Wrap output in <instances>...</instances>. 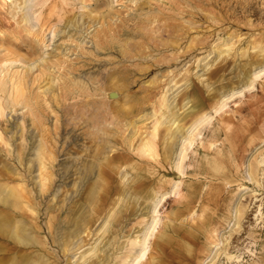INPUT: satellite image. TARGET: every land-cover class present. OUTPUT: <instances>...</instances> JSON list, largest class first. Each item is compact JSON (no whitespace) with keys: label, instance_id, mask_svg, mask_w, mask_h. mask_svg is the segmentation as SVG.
Here are the masks:
<instances>
[{"label":"rangeland","instance_id":"rangeland-1","mask_svg":"<svg viewBox=\"0 0 264 264\" xmlns=\"http://www.w3.org/2000/svg\"><path fill=\"white\" fill-rule=\"evenodd\" d=\"M159 11L170 13V21L179 25L178 49L154 45L159 43H153L160 38L158 36H166V32H156L161 29L155 30V39L144 42V52L137 55L131 50V57L120 56L115 49L96 47L100 40L113 38L119 46L128 36H136L135 31L143 26L141 21L146 15L152 18L151 25H163V19L154 17ZM25 14L32 21L25 18ZM72 16L75 25H66ZM93 19L98 21L93 24ZM97 31L101 38L96 37L95 41L91 36ZM69 33H75L79 39L68 36ZM192 38L195 42L187 46ZM7 57L36 59L39 64L31 71L28 88L31 97L35 96L33 100L47 112L46 126L54 134L55 161L50 167L51 182L46 188L50 190L40 191L36 183L39 179L37 167L31 168L29 162L39 140L40 131L37 132L39 129L33 124L37 120L34 121L27 108L20 104L15 105V110L5 108L0 117V219H6L5 224L9 226L19 223L33 242H17L12 246L8 244L10 240H0V254L3 255L0 264H10L14 256L22 257L18 258L19 264H42L44 261L76 264L78 260L83 261L82 254H92V245H98L101 251L86 260L87 264H99L107 256L109 259L102 264H123L122 261L129 264L131 258L125 262V255L129 250L135 255L145 239L149 246L145 245L148 247L142 264H264V92L260 86L264 83V74L252 78L251 73L256 63H264V0H0V59ZM14 63L11 67L8 64L10 69H23L22 63ZM111 71H115L116 76ZM118 71L125 72L124 76ZM90 76L98 79L103 87L100 86L96 95L67 96L69 99L64 100L65 79L74 78L92 88L96 84ZM248 79L252 80L251 87L224 100L227 92L239 88ZM108 80L118 86L114 88L118 92L117 101L109 103L112 109L121 105L129 109V117L116 116L122 118L117 122L120 138L119 135L113 137L117 147L110 154L127 152L130 156L124 162L115 157L116 174L105 166L103 155L93 157L96 144L91 142L84 116L73 117L72 110L66 114L61 107L81 99L110 100L108 88L104 89L105 85H110ZM46 87L51 90L45 91ZM213 93L222 101L211 108ZM55 96L60 98L59 105ZM163 97L167 98V106L162 104ZM161 110L174 112L185 129L197 125L191 132L192 143L185 141L183 144L186 156L180 168H175L176 160H163L167 118H163L164 123L159 124L155 136L158 159L144 158L137 153L141 140L152 137L155 114ZM104 114L103 123L105 116L109 118ZM255 117H258L254 125L257 133L243 135L233 149L225 137L228 132L224 131L234 129L242 120L253 121ZM221 119L227 122L226 126ZM128 120L133 121L128 131L131 141L125 145L122 139L127 133L124 131ZM23 137L27 141L25 156L19 160L17 144ZM179 147L180 143L176 152ZM205 147L209 149L205 151L210 159L217 152L221 156H217L215 162L220 166L218 174L212 171L211 161L205 170L198 169ZM90 163L94 171L84 175ZM97 183H103L102 189ZM13 190L17 191L18 198H7L5 193ZM153 190L165 193L153 212L156 215L150 210L157 201L156 196L150 195ZM152 216L157 217L149 226L148 239L143 233ZM1 229L0 225V232L10 234ZM74 230L80 232L72 239L71 250L64 252L59 239L66 235L67 239L73 237L69 233ZM131 242L136 243L134 248ZM79 244L82 246L77 249Z\"/></svg>","mask_w":264,"mask_h":264},{"label":"bare ground","instance_id":"bare-ground-1","mask_svg":"<svg viewBox=\"0 0 264 264\" xmlns=\"http://www.w3.org/2000/svg\"><path fill=\"white\" fill-rule=\"evenodd\" d=\"M5 1H11V0H5ZM152 1V0H151ZM178 1V0H177ZM104 2V1H103ZM135 2V1H134ZM156 2V1H154ZM176 2V1H175ZM14 3V2H13ZM82 3V2H81ZM91 3V2H90ZM158 3V1H157ZM181 3V2H180ZM183 3V2H182ZM196 3V2H195ZM194 3V4H195ZM23 4V3H22ZM21 4V5H22ZM103 4V3H102ZM137 4V3H136ZM163 4V2H162ZM176 4V3H175ZM19 5V6H21ZM26 5V4H25ZM111 5V4H110ZM147 5V4H146ZM168 6V4H166ZM180 5V4H179ZM102 6V5H101ZM158 7V6H157ZM180 7V6H179ZM18 8V6H17ZM25 7H23V10H24ZM162 8V6L160 7V9ZM176 8V7H175ZM27 9V8H25ZM88 9V8H87ZM147 9V8H146ZM159 9V7H158ZM182 8H180L181 10ZM17 10V9H16ZM164 10V9H163ZM26 11V10H25ZM91 10H89L90 12ZM165 11V10H164ZM94 12V11H93ZM91 12V13H93ZM171 12V11H170ZM178 13V12H177ZM29 14V13H28ZM21 15V14H20ZM152 15V14H151ZM157 16L154 15V17L157 19V20H161L163 19L164 20V23L163 25H158V24H150L152 18L151 17H148L147 15L145 16V18L142 19V24L143 26L141 27H138L137 31H135L136 36H128L127 39H125V41L122 42L121 45L117 46V44L112 41L113 38H111V40H100L99 39L101 37V35H99L100 31H97L96 35L95 34H92L91 36V39L93 38L95 40L96 37L97 40L99 41L100 44H97L96 43V47L97 48H102V49H105V48H108V49H115L117 52H119L120 56H127L129 55L130 57L132 56V54L130 53L131 50H135L137 55L139 54V52H142V46H144V42L146 41H149V40H152V39H155V35H154V32L155 30H158V29H161V30H158L156 31L157 33H161V32H166V36H158L160 37L159 39L156 38V41H154L153 43L155 42H159V43H155L154 45L156 46V44H160L161 46H163L164 48H170L171 49H178L180 47V42H179V39L177 38L178 36V33H177V30H180L178 29V24H174L172 23L170 20H172V16L170 13H166V12H163V11H159L158 14H156ZM25 18H28L29 15L25 14L24 15ZM176 16V15H175ZM23 18V17H22ZM72 18L73 16L68 19V21L65 23L66 25H70V26H74L75 24L72 22ZM140 18V17H139ZM174 18V17H173ZM206 18V17H205ZM29 19V18H28ZM87 19V18H86ZM135 19V18H134ZM177 19V18H176ZM16 20V19H15ZM24 21V18L22 19ZM194 20V19H193ZM28 21V20H27ZM26 21V22H27ZM29 21H32V19ZM28 21V22H29ZM96 19H93V24L96 23ZM139 22V21H138ZM77 23V22H76ZM86 23V22H84ZM90 23V21H89ZM162 23V22H161ZM194 24V23H193ZM35 25V24H34ZM209 25V24H208ZM212 25V24H211ZM36 26V25H35ZM56 26V25H55ZM20 27V26H19ZM32 27V26H31ZM37 27V26H36ZM80 27V26H79ZM78 27V28H79ZM88 27V25H87ZM93 27V26H92ZM123 27V26H122ZM193 27V26H192ZM26 28V27H25ZM47 29V28H46ZM61 29V28H60ZM67 29V28H65ZM90 29V28H89ZM123 29V28H122ZM188 29V28H187ZM198 29V28H197ZM227 29V28H226ZM217 30V29H216ZM37 31V30H36ZM153 31V32H152ZM188 31V30H186ZM229 31V30H228ZM55 30H53V34H54ZM78 33L80 31H77ZM125 32V31H124ZM128 32V31H127ZM130 32V31H129ZM192 32V31H191ZM237 32V31H236ZM67 33V32H66ZM52 34V35H53ZM64 34H65V30H64ZM120 34V33H119ZM123 34V33H122ZM134 34V33H133ZM202 34V33H201ZM213 34V32H212ZM252 34V33H251ZM5 35V33H4ZM27 35V34H26ZM57 35V34H56ZM68 36H72L73 38L75 39H79V36H76L75 33H69L67 34ZM66 35V36H67ZM194 35V34H193ZM215 35V34H214ZM181 36V35H180ZM192 36V35H191ZM56 37V36H55ZM62 37V36H61ZM193 37V36H192ZM182 38V37H181ZM188 38V37H187ZM212 38V37H211ZM183 39V38H182ZM181 39V40H182ZM214 39V38H213ZM230 39V38H229ZM233 39V38H232ZM22 40V39H21ZM96 41V40H95ZM251 41V40H250ZM37 42V40H36ZM145 42V44H146ZM152 42V41H150ZM149 42V43H150ZM185 42V41H184ZM194 43L195 42V38H192L189 42V45H191L190 43ZM209 42V41H208ZM38 43V42H37ZM220 43V42H219ZM224 43V42H223ZM240 43V42H239ZM184 44V43H183ZM208 44V43H207ZM206 44V45H207ZM10 45V44H9ZM46 45V44H45ZM153 45V44H152ZM205 45V46H206ZM116 46L118 48H116ZM217 47V46H216ZM58 48V47H57ZM159 48H161L159 46ZM158 48V49H159ZM16 49V48H15ZM44 49V48H43ZM54 49V48H52ZM144 49H145V46H144ZM199 49V48H198ZM60 50V49H58ZM164 50V49H163ZM162 50V51H163ZM229 50V49H228ZM56 51V50H55ZM107 51V50H106ZM46 52V51H45ZM144 52V51H143ZM146 52V51H145ZM209 52V51H208ZM29 53V52H28ZM33 53V52H32ZM43 53V52H42ZM135 53V52H134ZM135 53V54H136ZM151 53V52H150ZM144 54V53H143ZM159 54V53H158ZM5 55V53H4ZM35 55V54H34ZM39 55V54H38ZM136 55V56H137ZM142 55V53L140 54ZM236 55V53H235ZM159 56V55H157ZM216 56V55H215ZM42 57V56H41ZM47 57V56H46ZM81 57V56H80ZM96 57V56H95ZM161 57V56H160ZM129 58V57H128ZM153 58V57H152ZM169 58V57H168ZM167 58V59H168ZM241 58V57H240ZM143 59V58H142ZM194 59V58H193ZM36 59H31V60H22V59H19V58H10V57H7L6 59H0V117L1 115L4 113V109L5 108H9V109H13L15 110V105H21V107H26L27 108V111H28V114L29 116L34 120L36 121L37 120V123L36 122H33V124L39 129L37 130L40 131V133L38 134L39 136V140L37 141V145L35 146L36 149L35 150V153L32 157H30L29 159V162L31 163V168L34 167L36 165L37 167V170H38V179L36 182L37 184L39 183V186L40 188V191H44L46 188H48L47 186L49 185V183L51 182V176H52V170H50L51 166H53V162L55 161V141L53 139V133H51V130L50 128H47V121L45 120V118L47 117V112L45 110V108L38 102H36V100H33L35 98L31 97L32 94L30 92V88H28V83L30 82L29 80V77H30V74H31V71L34 69V67H38L39 64H37V62L35 61ZM41 60L43 62H46V59L45 58H41ZM166 60V59H165ZM255 60V59H254ZM52 61V60H51ZM57 61V60H56ZM14 62H17L19 64L22 63V70H18V71H15V70H12L10 69L11 65L14 63ZM143 63V62H142ZM148 63V62H146ZM158 63V62H157ZM253 63V62H252ZM256 63V62H255ZM8 64L10 65V67L8 66ZM15 64V63H14ZM113 64V63H112ZM144 65V64H143ZM141 64V66H143ZM148 65V64H147ZM17 66V65H16ZM50 67V65H48ZM94 66V65H93ZM114 66V65H113ZM146 66V65H145ZM144 66V67H145ZM152 66V64H151ZM13 67V66H12ZM20 67V68H21ZM55 67V66H54ZM99 67V66H98ZM14 68V67H13ZM19 68V69H20ZM108 68V67H107ZM163 68V67H162ZM106 69V68H105ZM105 69H103L104 71H106ZM113 69V68H112ZM116 68H114L115 70ZM120 69V68H119ZM118 69V70H119ZM145 69V68H144ZM166 69V68H164ZM111 70V69H110ZM139 70V69H138ZM143 70V69H142ZM158 70V69H157ZM120 71V70H119ZM118 71V72H119ZM124 70H122L123 72ZM189 71V70H188ZM111 72H114V76H116V72L115 71H111ZM121 72V71H120ZM119 72V73H120ZM125 73V72H124ZM123 73V74H124ZM252 75L253 77L252 78H255L259 75H262L264 74V63H256L253 67V70H252ZM81 74V73H80ZM79 74V76H80ZM84 74V73H82ZM93 74V73H91ZM110 74V73H109ZM120 73V75H123ZM241 74V73H240ZM119 75V74H118ZM126 75V74H125ZM105 76V75H104ZM103 76V77H104ZM113 76V77H114ZM124 76V75H123ZM123 76L121 79H123ZM110 75H108V79H109ZM118 77H121V76H118ZM126 77V76H125ZM172 77V76H171ZM262 77V76H261ZM117 78V77H116ZM170 77H168L169 79ZM31 79V78H30ZM163 79V78H162ZM165 79V78H164ZM167 79V80H168ZM90 80L91 81H94L96 85H94L92 88H88L86 87L85 84L79 82V81H76L74 80V78L72 79H68L66 81L65 79V85H63V91H64V100H68L69 98L67 96H72V97H88V95H96L97 91L100 89V82L98 79H95L94 77H91L90 76ZM105 80V79H104ZM118 80V79H116ZM125 80V79H123ZM129 80V79H128ZM166 80V81H167ZM37 81V80H35ZM121 81V80H120ZM126 81H127V77H126ZM162 81V80H161ZM165 81V82H166ZM251 81L252 80H247L243 83L242 86H240L239 88L237 87L236 89H233V90H230L229 92H225L226 95H224V100H227L229 98H232L233 96L243 92V90L245 88H249L251 87ZM97 82H99L97 84ZM102 82V81H101ZM104 82V81H103ZM106 82V81H105ZM104 82V83H105ZM109 82V80H108ZM123 82V81H122ZM33 83V82H31ZM110 83V82H109ZM149 83H152V80L149 81ZM175 83V82H174ZM253 83V82H252ZM107 84V82L105 83ZM103 84V85H105ZM117 84V83H115ZM114 82L111 81L110 85L107 86L105 85V88H108L107 89V95H108V98L110 100L108 101H99V100H77V101H74L72 104H62L61 107H62V110L68 114L71 112H73V117H81V116H84V119H83V122L86 124V128H87V131H88V134L90 133V137L91 138V142L92 144H96L95 145V149H96V152L94 151V154H93V157L94 158H97L98 156L100 155H103L104 157V161H105V166L109 169H111L112 172H114L116 174V169L118 167V165L115 163L116 159L115 157H119L121 159V161H127L129 160L130 156L129 154H127V152L123 153V152H120V153H111V151L115 150V148L117 147V144L114 142L115 140H113L114 136L115 135H119V131L117 130V122H121V119L122 118H126V117H129L127 114L129 112V109H125V105H121V106H118L114 109H112V107L110 106V102L111 104H114V101H117V95H118V92L115 90L117 88H115V85ZM120 84V82H119ZM123 84H126V83H123ZM122 85V84H121ZM127 85V84H126ZM191 85V84H190ZM240 85V84H239ZM33 86H34V83H33ZM51 86V85H50ZM114 86V87H113ZM158 86V85H156ZM162 86V85H161ZM260 86H261V90L264 92V83L261 82L260 83ZM102 87V86H101ZM118 87V86H117ZM124 87V86H123ZM126 87V86H125ZM150 87H153V86H150ZM163 87V86H162ZM103 88V87H102ZM115 88V89H114ZM154 88V87H153ZM152 88V89H153ZM161 88V87H160ZM93 89V90H92ZM162 89V88H161ZM160 89V90H161ZM35 90V89H34ZM51 90V87L49 89V87H46L45 88V91H50ZM121 90V89H120ZM151 90V89H150ZM188 90V88H187ZM246 90V89H245ZM149 91V90H148ZM147 92V91H145ZM163 92V91H162ZM213 91H211L212 93ZM33 93V92H32ZM74 93V94H73ZM35 94V93H34ZM160 94V93H158ZM241 95V94H240ZM128 97H130V95L128 94L127 95ZM126 96V99H128V97ZM213 99L214 101L211 103V108H214L215 105L219 103V99L217 96L214 95V93L212 94ZM215 96V97H214ZM175 97V96H174ZM238 97V96H237ZM48 99V98H47ZM54 99L58 100L57 102V105H59V101H60V98H56V96L54 97ZM85 99V98H84ZM151 99V98H150ZM53 100V99H52ZM222 101V100H221ZM254 102L257 101V99H253ZM47 102V101H46ZM162 104L163 105H166L167 106V98L163 97V100H162ZM189 102V101H188ZM170 103V102H169ZM168 103V104H169ZM175 104V102H174ZM252 105L253 102H252ZM52 106V105H51ZM49 107V106H48ZM47 107V108H48ZM73 107V109L71 108ZM129 107V106H128ZM173 107V106H172ZM101 109L103 110L101 112ZM103 112L107 115H109V118L107 119V117L105 116L106 118V121L105 123H103V119H102V114ZM112 112H115V114L111 115ZM168 112V113H167ZM165 112L164 110H161L159 113L155 114L156 116V119L153 123V132H152V137H146L144 140H141L140 142V146L138 147V154L139 156L141 157H144V158H148V159H158V156L160 155L159 154V146L156 145V140H155V136L157 135V130H158V127L161 126L159 124H162L164 123V120L163 118H166L168 120L167 121V130H168V134L164 140V148H163V155H164V158L163 160L168 161V162H171L172 160L175 161V168H180V165H181V161L185 158V154H184V151H186V147L185 145L183 146L184 142L187 141L189 144L192 143V140H193V136L191 137V132L194 131V129L197 127V125H190L188 126L186 129L184 128V123L181 122V118L180 117H177V115L174 113V112H170V111H167ZM15 113V112H14ZM104 114V115H105ZM117 114V115H116ZM121 114L122 118L119 119V115ZM153 114V113H152ZM15 115V114H13ZM51 115V114H50ZM154 115V114H153ZM23 116V115H21ZM116 116H119V117H116ZM137 116V115H136ZM143 115H140L139 117H141ZM55 117V116H54ZM104 117V116H103ZM138 117V116H137ZM9 118V117H8ZM73 119V118H72ZM80 119V118H79ZM118 119V120H117ZM257 119L258 117H255V119L252 121V120H242L240 121L238 124L235 125V128L234 129H230V131H224L225 133V137H227V140H228V144H230L231 142V145L233 146V149H236L237 145H238V142L240 140V138L245 135V134H250V132L252 133L253 131L255 132L256 128H254V125L256 126V123H255V120L257 122ZM177 120V121H176ZM221 123H223L224 125L227 123L226 121L224 120H220ZM2 122V120L0 121ZM3 122H4V119H3ZM17 122V121H16ZM14 123V122H13ZM258 123V122H257ZM16 124V123H15ZM132 124H133V121H127L125 122V126H126V129L124 132L127 131L126 135H123V139H122V142L123 144L125 145H128V143L131 141L130 139V136H128V131H130V128L132 127ZM136 124V123H135ZM25 126V125H24ZM28 126V125H27ZM80 126H82L80 124ZM226 126V125H225ZM32 127V126H31ZM34 127V126H33ZM33 129V128H32ZM256 129V130H255ZM31 130V129H30ZM35 130V128H34ZM11 132V131H10ZM34 131V133H37ZM28 133V132H27ZM33 133V131L31 132ZM222 133V132H221ZM257 133V132H255ZM9 134V133H8ZM259 134V133H258ZM257 134V135H258ZM32 135V134H31ZM30 135V136H31ZM36 135V134H35ZM65 135V134H64ZM256 135V134H254ZM10 136V135H9ZM14 136V135H13ZM18 136V134H17ZM21 136V135H20ZM118 137V136H117ZM217 137V136H215ZM119 138H120V135H119ZM2 139V137H0V140ZM11 139V138H10ZM22 141L20 143H18L17 145H19V148H18V158L19 160L22 159L23 155L25 156L24 154V149L26 148V144H27V141H26V138L23 137L21 138ZM99 139V140H97ZM96 140V141H95ZM16 141V140H15ZM36 142V141H35ZM209 142V141H208ZM67 143V142H66ZM180 143V147H179V150L177 149L178 152H176V148H177V145ZM12 144V143H11ZM216 144V142H215ZM210 145H211V141H210ZM61 146V145H60ZM189 146V145H188ZM230 146V145H229ZM34 147V148H35ZM263 147V146H262ZM92 148V147H91ZM211 148V147H210ZM231 148V146H230ZM127 149V148H126ZM128 150V149H127ZM203 156L202 158L198 161V169L200 171H203L205 170V167H207L208 165V162L210 163L211 167L214 166L212 168V171L215 172L216 174L217 173V170L219 169V165L216 162V159L218 160V157H221V156H218L219 152L215 153V156H211L212 159L209 158V154H208V151H205V150H209L208 148H203ZM4 151V150H3ZM30 151V150H29ZM100 152V153H99ZM211 152V151H210ZM59 153V152H58ZM13 154H16L13 152ZM30 155V154H29ZM108 155V156H106ZM218 156V157H217ZM176 158V159H175ZM60 159V158H59ZM27 160V159H25ZM57 160V158H56ZM160 160V159H159ZM154 161V160H153ZM161 161V160H160ZM159 161V163H161ZM59 162V161H58ZM23 163V162H22ZM26 163V162H25ZM66 163V162H64ZM247 163V162H246ZM58 164V163H57ZM100 164V163H99ZM10 165V164H9ZM14 166V165H13ZM28 166V167H29ZM25 167V166H24ZM27 167V168H28ZM29 167V168H30ZM74 167V166H73ZM14 168V167H13ZM21 168V167H20ZM29 168L27 170H29ZM185 168V167H184ZM24 169V168H22ZM104 169V168H103ZM155 169V168H154ZM14 170V169H13ZM20 170V169H19ZM25 170V169H24ZM31 171H33L32 169H30ZM85 173L84 175H90L93 171H94V165L93 163H90L88 166H86V169H84ZM260 171V170H259ZM30 172V171H29ZM37 172V171H36ZM35 172V173H36ZM26 173V172H25ZM179 173V172H178ZM13 174V173H12ZM57 174V173H56ZM20 175V174H19ZM180 175V173H179ZM182 175V174H181ZM180 175V176H181ZM259 175V174H258ZM60 176V175H59ZM6 177V176H5ZM56 177V176H55ZM20 178H23L20 176ZM61 179V178H60ZM28 180V179H27ZM31 180H34V179H31ZM24 181V180H23ZM35 182V180H34ZM24 183V182H23ZM33 184L34 186V183L33 182H30ZM63 183V182H62ZM76 183V181H75ZM178 183V182H176ZM175 183V184H176ZM25 184V183H24ZM65 184V182H64ZM98 184V183H97ZM103 184V183H102ZM102 184L99 183L98 187L99 189H102ZM80 185V184H79ZM38 186V187H39ZM75 186V185H74ZM174 186V185H173ZM31 187V186H30ZM67 187V186H66ZM175 187V186H174ZM244 187V186H243ZM172 188V187H171ZM176 188V187H175ZM33 189V188H32ZM31 189V190H32ZM37 189V190H38ZM174 189V188H173ZM36 190V189H35ZM36 190V191H37ZM47 190V189H46ZM50 190V189H49ZM47 190V191H49ZM53 190V189H52ZM38 193V195L41 193ZM173 191V190H172ZM171 191V192H172ZM34 192V191H33ZM153 193L150 194L152 196H156L157 197V201L154 202V204L151 207L150 210H152V213L156 211V207H157V204H159L160 200L163 199L165 196V193L163 194V192H157L156 190H153L152 191ZM31 193V192H29ZM151 193V191L149 192ZM167 193V192H166ZM6 194V197L7 198H15L17 199L18 198V193L17 191L13 190L12 192H9V193H5ZM35 194V193H34ZM66 194V193H65ZM168 194V193H167ZM166 194V195H167ZM254 194V193H253ZM30 195V194H29ZM37 195V196H38ZM44 195V194H43ZM175 195V194H174ZM45 196V195H44ZM53 196V195H52ZM36 197V196H35ZM41 197V196H40ZM150 198V197H149ZM238 198V197H237ZM32 199H33V196H32ZM43 199V198H42ZM55 199V198H54ZM153 200V198H151ZM150 199V200H151ZM53 200V198L51 199ZM50 200V201H51ZM37 201V200H36ZM33 203V202H32ZM31 203V204H32ZM39 203V201L37 202ZM34 205V204H33ZM35 206V205H34ZM147 207H149L147 205ZM46 208V207H45ZM70 208V207H69ZM149 209V208H148ZM10 210V209H8ZM33 210V209H32ZM195 210V209H194ZM147 211V210H145ZM20 212V211H19ZM40 212V211H39ZM143 212V211H142ZM158 212V211H157ZM36 213V212H35ZM46 213V212H45ZM144 213V212H143ZM175 213H176V210H175ZM192 213V212H191ZM155 214V213H153ZM39 215V214H38ZM156 215V214H155ZM172 215H174L172 213ZM35 216V215H34ZM203 216V215H202ZM31 217V216H30ZM36 217V216H35ZM48 217V216H47ZM157 217V216H155ZM155 217L152 216V219L150 221V225H148L147 227H145V231L143 233V237L146 236L147 234V231H149L148 229L150 228L149 226L152 225V223L155 221ZM39 218V217H38ZM19 219V218H18ZM37 219V218H36ZM6 220V219H5ZM5 220L4 219H0V225L2 226L3 229H1V231H8V235H6L4 232H0V240H10L9 241V245H12L14 246L13 244L17 243V242H26V243H29L31 242V235H29L28 232H26L25 229H22L19 225V223L15 224L14 226H9V224H5ZM75 223V222H74ZM157 223V221H156ZM155 224V223H154ZM38 225V224H37ZM48 225V224H47ZM107 225L109 226V224L107 223ZM31 226V225H30ZM82 226H85V223L82 225ZM39 227V226H37ZM36 227V228H37ZM27 228V227H26ZM40 228V227H39ZM141 228V227H140ZM152 228V227H151ZM107 228H105V230H107ZM143 229V228H142ZM42 231V230H41ZM72 231V230H71ZM142 231V230H140ZM152 231V233L154 232L153 229L151 230L150 229V232ZM59 232V231H58ZM70 232V231H69ZM80 230H74L72 233H69V236H73V237H70L69 239H67V235L65 237H60L59 241H61V244L63 245L62 249L65 251L67 250H71V245L73 243L72 239L75 236V234H79ZM135 232V231H134ZM139 233V232H138ZM141 233V232H140ZM149 233V232H148ZM57 234V233H56ZM151 234V233H150ZM55 235V234H54ZM63 235V234H62ZM129 235V234H128ZM141 235V234H140ZM148 235V234H147ZM153 235V234H152ZM55 237V236H54ZM136 237V236H135ZM139 237V236H138ZM148 237V236H146ZM120 238V237H119ZM140 238V237H139ZM150 238H151V235H150ZM136 239V238H135ZM141 239L143 240V238L141 237ZM149 239V237H148ZM140 240V239H139ZM141 240V241H142ZM146 240V239H145ZM143 241L141 242L137 247H139L137 253L135 255H133V253L131 252V250L128 251V253L125 255V262H127V259L128 258H131V261L129 262V264H142V261L145 259L143 258L145 256V248L147 250V247L149 246L148 244H145L146 241ZM97 241V240H96ZM148 241V240H147ZM150 241V240H149ZM33 242V241H32ZM31 242V243H32ZM80 242H82L80 240ZM134 242V241H133ZM131 242V246L134 248V245H136V243H133ZM42 243V242H41ZM60 243V242H59ZM95 243V242H94ZM112 243V242H111ZM148 243V242H147ZM150 243V242H149ZM3 244V243H2ZM25 244V243H24ZM98 244V243H97ZM34 245V244H33ZM145 245H148L147 247ZM82 245L79 244L77 249H79V247H81ZM123 246V245H122ZM74 248V247H73ZM72 248V250H73ZM122 248V247H121ZM120 248V249H121ZM127 248V247H126ZM91 253L90 255L88 256H85L84 254H82L83 256V261L79 262V260L77 262H75L76 264H84V262H86V260H89L90 257L94 254H97V251L100 250V247L98 245H92L91 246ZM20 250V249H19ZM103 250V249H102ZM149 250V249H148ZM101 251V250H100ZM104 251V250H103ZM112 252V251H111ZM224 252V251H223ZM62 253V252H61ZM71 253V252H70ZM14 254V253H13ZM47 255V254H46ZM65 255V254H64ZM75 255V254H74ZM87 255V254H86ZM103 255V254H102ZM24 256V255H23ZM42 256V253L41 255ZM38 256V257H40ZM77 256V255H76ZM46 257V256H44ZM43 257V258H44ZM50 257V256H49ZM79 257H81V255H79ZM95 257V256H94ZM147 257V256H146ZM11 258V257H10ZM18 258L19 259H22V257H17V256H14L13 260L10 261V264H19V261H18ZM107 259H102L101 262L99 264H102L104 260H108L109 257L107 256L106 257ZM3 259V255L0 254V261ZM55 259V258H54ZM80 259V258H79ZM92 259V258H91ZM100 259V258H99ZM97 260V259H96ZM92 261V260H90ZM116 261V260H115ZM43 261H41L42 263ZM48 261H44L42 264H48L47 263ZM36 263V262H35ZM122 263L124 264V261H122ZM87 264V262H86ZM88 264H91V263H88ZM94 264V263H93ZM126 264V263H125ZM128 264V263H127Z\"/></svg>","mask_w":264,"mask_h":264}]
</instances>
